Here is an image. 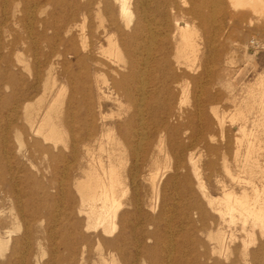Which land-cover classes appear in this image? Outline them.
<instances>
[{
	"label": "rangeland",
	"instance_id": "374dc122",
	"mask_svg": "<svg viewBox=\"0 0 264 264\" xmlns=\"http://www.w3.org/2000/svg\"><path fill=\"white\" fill-rule=\"evenodd\" d=\"M204 1L129 0V21L117 0H0V264H264V233L208 199L241 194L232 177H250L252 131L264 168L251 90L264 13L229 7L203 21ZM187 24L200 60L177 29ZM109 34L124 61L108 55ZM102 146L124 184L108 231L82 187L100 159L108 166ZM223 233L233 241L220 253Z\"/></svg>",
	"mask_w": 264,
	"mask_h": 264
},
{
	"label": "bare ground",
	"instance_id": "6f19581e",
	"mask_svg": "<svg viewBox=\"0 0 264 264\" xmlns=\"http://www.w3.org/2000/svg\"><path fill=\"white\" fill-rule=\"evenodd\" d=\"M117 1L119 2V13H120V15L124 19L130 21L131 20L130 17H131V13L132 12H131V7H130L129 0H117ZM181 1L183 2V4H187L188 3V0H181ZM200 5L203 6L202 7L203 9L200 10L201 11L200 14L202 16L201 19L203 21L207 20L206 16L204 15L206 12H212V13L215 12L216 13V12L229 11L228 10L229 7H231V8L233 7V9H238L239 7L245 8V7L249 6L251 8V10H254L253 14H254V12H257L258 15H259V12H261V13L263 12L264 13V0H226V1L225 0H209V1L205 0L204 3L201 2ZM209 5H210V8L208 9V11H205V8H208L207 6H209ZM158 7H160V6H157V8ZM160 8H158V9H160ZM170 8L171 9H175V5L171 4ZM142 11H145V9L142 10ZM164 11H165V9H164ZM180 11H182V10H180ZM230 11H229V13H230ZM188 12L191 13V14H195L196 10H195V8H192V9L188 10ZM241 15L244 16L245 13H242ZM255 15H257V14H255ZM262 16H264V15H262ZM252 20L253 19H251V20L249 19V21H248V23L250 25L254 22ZM100 21L101 20H99V22ZM102 22H103V20H102ZM230 23H233L231 18H230ZM237 23L239 25H242L243 21L240 20ZM176 24H178V23H176ZM261 26H263V25H261ZM188 27H189L188 24L186 25V27H179L177 25V29H178V31H179V33L181 35V38L185 42V44H187L188 46L192 47V51L194 52L193 53V55H194L193 57H195L194 60H197V59L200 60V57H201L203 52L201 54H198L197 51H198V48H200V47H197V49H196V47L193 46L194 44L193 43L191 44V41H192L191 37L194 36V35L191 33L192 34V36H191V34L188 33V30H189ZM140 30H142V27L139 26V25H137L134 28V31L132 32L133 34L130 36V40L132 42H136L139 39L141 40L142 37L138 36ZM190 31H192V30H190ZM149 32H151V31H149ZM152 38H150V39H152ZM107 40H108V43H109V47L106 50L108 55L109 56H114L118 61H124L122 59V52H121V50L119 48L118 43L114 39V36L112 34L107 35ZM150 43H149V45H150ZM185 44H183V45H185ZM139 45H141V44H139ZM185 47H186V45H185ZM148 48H150V47L148 46ZM138 49H140V48H138ZM148 51H149V49H148ZM148 56L150 57L151 55H148ZM143 61H145V60H143ZM140 65L141 64H139V66ZM146 65H148V64H146ZM254 89L258 90V92H257L258 99H257L256 103H258V111H257V113L260 114L259 117L257 116L258 119L256 118V120H258V122H257V123H259L258 125H260L263 128V130H264V75L260 76V78L257 80L256 85L254 87H251L252 91ZM141 90H142V88H141ZM141 92H143V91H141ZM144 93H142V94H144ZM251 105H252V103L250 104V106ZM47 117L45 118L46 120H47ZM46 120H44V121H46ZM49 120H50V118H49ZM49 120H47L48 124H50ZM256 120H254V121H256ZM44 121H43L42 124L45 123ZM47 125L45 126L46 128H47ZM32 127H33V124H32ZM49 128H50V131H48L47 134H45V135L48 136V137L50 135L53 136V137H56L54 135H56V133L58 135L59 132H57V130H55L54 127L50 126ZM40 130H41V126L38 128V131H40ZM242 130H244V128ZM253 132L254 131L250 132L249 135H248L249 138H247L246 154H245V160H246L247 164L246 163L244 164V165H246L245 169L250 173V177L249 178H245V177L243 178V177H239V176H237V177L233 176L232 177L238 184H241L243 186V190H242L241 194H237L236 192L230 191V190H224L223 191V196L221 198H219V199H212L210 197L208 198L209 199V203L211 205L218 204L220 206L218 208V210H219L220 215H221V217L223 219L227 218V219H229V221L239 222L241 227H242V229L246 232V234L247 233L249 234L250 232H253L256 228H259L261 230V232L264 233V168H262V169L260 168L259 159L256 158L257 153L261 149L260 148L261 145L258 144V142H259L258 139H257L258 142L256 143V140L254 138H255V134H257V133H253ZM141 135H142V133H141ZM101 151H106L108 153V166H105L101 159L99 160L98 168H95L96 169L95 170V174L94 175L92 174L90 177H88V179L85 180L84 183L82 184V187L84 189L88 190V193L85 194L84 197H83V201H84V204L85 203L88 204L87 206L89 208V219L91 221H94L95 224L101 225L103 227L104 231H108L107 229L110 228V226L114 227V225L116 223L115 222V220H116L115 218L117 217L118 209L121 207V204H122V201L119 199V194L123 191L124 184L122 182V179H121V176H120V171H119L120 170V163L117 165V164H114L112 162L113 151L110 150V149L107 150L104 147L101 148ZM256 167H258V168H256ZM257 170H258V172H257ZM256 172L259 173L258 175H256V176H259L258 179H260L258 182L255 181L254 178H253V177H255V175H253V174L254 173L256 174ZM205 196H207V195H205ZM248 226H250V229H248ZM111 232H112V230H111ZM214 239H215V241L217 243V247H218V250H219L220 253H224V251L226 249H229L228 248L230 246L229 243L233 241L232 238H226L224 233L221 234L218 238H214ZM245 243H244V245H246ZM206 255H207L206 252L202 253L203 257H205ZM153 259L154 258H152L151 260L153 261ZM112 264H113V262H112ZM201 264H204V263H201ZM214 264H220V263L219 262H215Z\"/></svg>",
	"mask_w": 264,
	"mask_h": 264
}]
</instances>
